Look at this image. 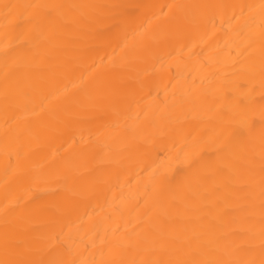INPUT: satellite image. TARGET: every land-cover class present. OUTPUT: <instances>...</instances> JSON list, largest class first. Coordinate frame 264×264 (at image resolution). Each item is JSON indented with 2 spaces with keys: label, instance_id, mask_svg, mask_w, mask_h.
Listing matches in <instances>:
<instances>
[{
  "label": "bare ground",
  "instance_id": "obj_1",
  "mask_svg": "<svg viewBox=\"0 0 264 264\" xmlns=\"http://www.w3.org/2000/svg\"><path fill=\"white\" fill-rule=\"evenodd\" d=\"M0 264H264V0H0Z\"/></svg>",
  "mask_w": 264,
  "mask_h": 264
}]
</instances>
